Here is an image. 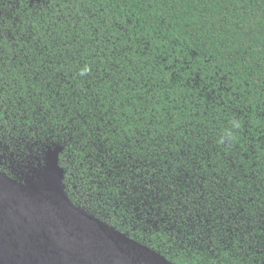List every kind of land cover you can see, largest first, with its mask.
I'll return each instance as SVG.
<instances>
[{"label": "trees", "instance_id": "1", "mask_svg": "<svg viewBox=\"0 0 264 264\" xmlns=\"http://www.w3.org/2000/svg\"><path fill=\"white\" fill-rule=\"evenodd\" d=\"M55 146L168 261L264 264V0H0V172Z\"/></svg>", "mask_w": 264, "mask_h": 264}, {"label": "water", "instance_id": "2", "mask_svg": "<svg viewBox=\"0 0 264 264\" xmlns=\"http://www.w3.org/2000/svg\"><path fill=\"white\" fill-rule=\"evenodd\" d=\"M62 151L48 147L21 177L0 172V264H174L73 204Z\"/></svg>", "mask_w": 264, "mask_h": 264}, {"label": "clouds", "instance_id": "3", "mask_svg": "<svg viewBox=\"0 0 264 264\" xmlns=\"http://www.w3.org/2000/svg\"><path fill=\"white\" fill-rule=\"evenodd\" d=\"M234 127L235 128H239L240 127L239 123L238 122H234ZM228 137L231 138V133L228 134Z\"/></svg>", "mask_w": 264, "mask_h": 264}, {"label": "flooded vegetation", "instance_id": "4", "mask_svg": "<svg viewBox=\"0 0 264 264\" xmlns=\"http://www.w3.org/2000/svg\"><path fill=\"white\" fill-rule=\"evenodd\" d=\"M18 177H21V174H20V175H18ZM18 177H17V178H18Z\"/></svg>", "mask_w": 264, "mask_h": 264}]
</instances>
